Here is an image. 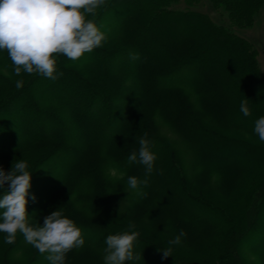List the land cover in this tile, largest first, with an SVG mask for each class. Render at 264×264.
<instances>
[{
  "label": "trees",
  "instance_id": "1",
  "mask_svg": "<svg viewBox=\"0 0 264 264\" xmlns=\"http://www.w3.org/2000/svg\"><path fill=\"white\" fill-rule=\"evenodd\" d=\"M178 1L105 0L86 19L105 23L106 40L75 61L53 54L63 73L58 79L24 73L9 81L0 73L8 87L0 96V167L6 172L10 163L25 160L32 177L58 156L57 182L26 208L33 227L59 210L81 229L85 243L65 254V264H104L106 237L129 231V224L139 232L134 252L141 258L125 264H254L241 256L246 245L264 264V177L238 196L247 200L237 210L195 186L197 173L201 182L208 174L224 178L228 192L235 181L264 174V142L254 132L264 117V71L250 40L205 12L173 7ZM210 2L242 28L253 25L264 7V0ZM75 64L88 66L89 75ZM9 67L14 74L15 66ZM245 99L248 116L240 111ZM156 115L192 153L191 173L176 142L159 133ZM145 133L157 156L148 176L142 164L128 163ZM106 160L124 177L112 180ZM130 176L148 179L138 189L146 195L120 218L112 203L129 196ZM5 190L8 184L0 197ZM181 230V243L170 244ZM6 235L0 232V264L16 263L17 249L30 257L26 264L40 260L20 232L12 244L4 242ZM169 248L164 258L161 250Z\"/></svg>",
  "mask_w": 264,
  "mask_h": 264
},
{
  "label": "clouds",
  "instance_id": "2",
  "mask_svg": "<svg viewBox=\"0 0 264 264\" xmlns=\"http://www.w3.org/2000/svg\"><path fill=\"white\" fill-rule=\"evenodd\" d=\"M105 0H0V50H7L13 62L17 75L23 69L26 73H39L52 80L63 75L57 72L56 60L53 54H64L70 60L80 59L86 52L100 47L106 40V34L92 20L86 19V14L95 15V10L103 5ZM133 60L139 59V54L130 53ZM17 88L22 87L18 81ZM248 99L241 102L240 111L244 116L250 115L247 106ZM254 132L260 141L264 142V117L255 122ZM139 151H133L128 156V163H139L145 167L146 176L154 169L157 159L152 151V142L147 139V133L140 138ZM25 160L14 161L12 170L5 172L0 167V189L8 184L0 198V232L6 233L4 242H15L17 232L25 241L46 255L50 264H65V254L70 250L80 248L85 241L82 232L73 220L63 216L59 211H53L44 218L43 226L30 224L27 212V197L31 188V173L27 171ZM128 187L132 190L147 186L148 179L139 180L135 176L128 177ZM141 195L146 193L141 192ZM32 200L36 197L33 195ZM135 224H129V231L108 235L104 241V264H125L141 258L134 252V242L139 232ZM182 230L170 244H180L185 236ZM163 257L170 255L171 249L161 250Z\"/></svg>",
  "mask_w": 264,
  "mask_h": 264
},
{
  "label": "rangeland",
  "instance_id": "3",
  "mask_svg": "<svg viewBox=\"0 0 264 264\" xmlns=\"http://www.w3.org/2000/svg\"><path fill=\"white\" fill-rule=\"evenodd\" d=\"M173 7L178 8V9H184V8L189 7L192 9H197L202 12H205L214 21L220 24H224L225 26L234 30L237 34L250 40L256 51V60H257L259 69L264 71V39H263L264 38L263 37L264 36V7L260 11V13L256 16V20L253 23V25L247 26L244 28L234 25V23H232V21L230 20L229 18L230 16L228 15L227 11L223 8H218V7L213 6L210 0H193L191 1V3L187 2L186 0H179L173 5ZM99 27H100V30L104 33H106V31L108 30L106 28L105 23H103ZM10 60L11 59H9V57L5 58L3 57V54L0 53V73L4 75H8V78H10L9 81H17L26 72L22 69L19 75H16L15 72L14 74H11L10 73L11 68L9 66H11L13 62L12 61L9 62ZM73 67L89 75L87 71L88 66L75 64L73 65ZM0 82L3 85L0 87V96H2L6 93V90H8L7 89L8 87L5 83H3L1 76H0ZM123 102L122 100L119 101V103L121 104ZM155 121H156V125L159 128L158 130L159 133L176 142L177 148L179 149V151L181 152V154H183L185 158L187 172L191 173L190 160L192 159V155H191L192 153L190 152L186 144H184L180 140V138L171 131V129L167 125V122L164 120V118L161 115H156ZM4 122L8 125L7 121H4ZM104 157L108 159V156L106 154H104V156L103 155L101 156V158H104ZM13 163L14 162L10 163L9 166L5 167L6 172L12 169ZM59 163H60V159H58V156L56 155L54 156V158H51L50 160H48L43 166L39 167L37 174L31 177V188L29 189V196L27 197L28 204L26 205V207H30L31 205L36 203L31 198L33 195L37 198L44 189L54 186V183L57 182L58 180V175H60L62 172L61 167L58 166ZM104 163L107 164V170H108L107 172L109 173V176L112 178V180H117V179H120L121 177H124L123 173H121L119 169L113 165V163H110L108 160H106ZM199 175L197 173L195 186L199 187L200 189L203 190V192L208 194L207 196L208 198L215 197L214 199H216L217 203L224 205L229 210H235V209L237 210L240 207H242L246 203L247 195H245V198L242 200H239L238 196H240L242 192H245V194L250 192L252 188L251 184L253 182V179L254 180L257 179L254 182L255 184L257 182H260L261 179L264 177V174H261V173L257 174L253 172V174H250L248 178L242 179L240 182L235 181L233 183V186H231L232 187L231 191L228 192L229 184L224 182L225 181L224 178L214 176L213 174H208L206 176L207 178L205 179V182H201V180L199 179ZM207 181H209V183ZM114 184H116V182ZM248 184L250 185V187ZM114 186H117V185H114ZM127 190L129 193L128 197L126 196L124 199L116 198L112 203L113 210L120 218H123L122 215H124L127 212L131 202L134 201V199H136L140 195V192L138 190H132L129 187ZM2 197L3 196H1L0 198ZM23 243L28 244L25 240ZM241 254H242L241 256L245 258L248 262H253L254 264H262V262L254 254L250 252L249 245H246V247L242 249ZM26 255L27 254H25L21 249H17L16 251H14L12 254L13 261L16 262L14 264H26L30 259V257H26ZM46 255L47 253L41 254L40 260H37L35 264H50V262L46 259Z\"/></svg>",
  "mask_w": 264,
  "mask_h": 264
}]
</instances>
